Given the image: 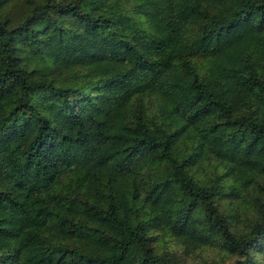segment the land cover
<instances>
[{
	"label": "trees",
	"instance_id": "16d2710c",
	"mask_svg": "<svg viewBox=\"0 0 264 264\" xmlns=\"http://www.w3.org/2000/svg\"><path fill=\"white\" fill-rule=\"evenodd\" d=\"M169 239L264 264V0H0V264Z\"/></svg>",
	"mask_w": 264,
	"mask_h": 264
},
{
	"label": "rangeland",
	"instance_id": "374dc122",
	"mask_svg": "<svg viewBox=\"0 0 264 264\" xmlns=\"http://www.w3.org/2000/svg\"><path fill=\"white\" fill-rule=\"evenodd\" d=\"M165 245L170 247H175V251L182 256V261L186 264L200 263L202 259L215 258L220 262H225L229 260L228 257L224 256L221 252L218 251L216 247H201L193 250H189L186 253H182L177 244H174L171 239L166 241Z\"/></svg>",
	"mask_w": 264,
	"mask_h": 264
}]
</instances>
